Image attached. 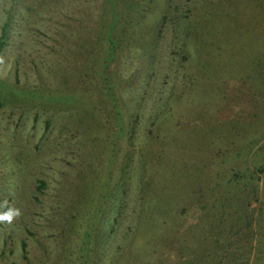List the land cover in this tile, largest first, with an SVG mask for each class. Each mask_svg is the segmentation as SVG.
Here are the masks:
<instances>
[{"label":"rangeland","instance_id":"374dc122","mask_svg":"<svg viewBox=\"0 0 264 264\" xmlns=\"http://www.w3.org/2000/svg\"><path fill=\"white\" fill-rule=\"evenodd\" d=\"M124 1L0 0V35L6 25L0 51V214L9 208L20 211L12 223L0 222V264H74L76 253L70 245L85 237L72 242L77 238L73 218L87 210L88 190L100 184L105 164L111 130L106 117L111 115L102 108L108 110L111 100L116 102L119 96V105L122 101L128 107L136 104L140 114L136 138L129 142L125 134L116 141L133 157L143 136L153 129V117L167 129L161 134L163 140H172L169 136L176 123L170 116L194 110L183 99L193 92L192 98L199 103L194 105L202 113L201 107L216 100L222 104L223 98L229 106L219 107L226 111L219 123L236 118L245 129L240 132L243 144L255 140L243 147L239 157L231 155L228 169L220 175L227 179L237 171V180L254 181L257 200L241 195L231 209L246 237L242 246L233 244L232 252L239 259L246 257V264H264V175L257 172L264 167V70L257 65L246 68L252 61L264 66V0H138L143 6L139 14L123 9ZM121 9L129 18L140 15L145 24L158 18L160 35L146 43L141 42L143 38L132 40L115 53L106 63V73L111 72L108 78H87L96 55L103 60L97 38L101 39L104 24H110L113 32L121 29L119 21L111 19ZM205 63L212 73H203ZM226 79L228 89L223 85ZM241 94L245 100L238 97ZM173 100L174 106L167 109ZM186 126H179L183 127L181 138L186 137ZM99 129L106 144L94 136ZM177 129L178 125L174 135ZM207 137L208 132L200 138ZM218 145L224 143L217 137L205 146L212 154ZM206 148L201 147L203 153ZM182 149L183 160H195L194 148ZM170 151L175 153L173 146ZM133 166L127 179L129 201L117 237L104 253H88L90 264L125 261L121 259L127 248L124 239L135 230V207L139 194H144L140 184L144 172L136 160ZM194 206L182 207L186 208L184 223L195 222ZM249 218L255 236L261 238L257 260L253 258L257 249L247 255L243 246L249 237ZM142 237L141 231L136 240ZM252 243L256 244L255 237ZM171 257L176 264L177 258Z\"/></svg>","mask_w":264,"mask_h":264},{"label":"trees","instance_id":"16d2710c","mask_svg":"<svg viewBox=\"0 0 264 264\" xmlns=\"http://www.w3.org/2000/svg\"><path fill=\"white\" fill-rule=\"evenodd\" d=\"M123 3L125 5L123 9L128 7L132 13L139 14L143 8L138 0H125ZM123 9L116 13L114 16L116 19L111 17V19L119 21L121 29L113 32L110 24H104V30L99 35L101 39L97 38L99 43L97 48L100 47V56L103 60L99 58V55H96V61L91 68L92 75L87 74V78H108L111 72L106 73L109 67L106 63L114 58L115 53L128 46L132 40L137 41L143 38L141 42L144 43L145 40L146 43L149 39L160 35L157 28L158 18L154 17L153 20H149L145 24V19L143 20L140 15L129 18L128 14L123 13ZM150 23L152 24L149 25ZM146 27L148 30L143 31L142 29ZM5 28L6 25L3 26L0 35V51L4 45ZM203 28L202 26V31ZM261 42L264 46V41ZM262 49L264 50V47ZM263 50L262 54H264ZM254 65L264 70V66L261 67L254 61L246 68ZM203 68L204 74L212 73L210 64L205 63ZM220 71L224 72L225 69ZM111 78L114 76L112 75ZM228 82V79L223 82L225 89H228ZM193 94L195 95L194 92ZM193 94L183 98L184 102L190 104L194 109L192 112L170 116L171 122L173 120V124L176 123L175 127L178 125L175 135L173 134L175 127L171 128L172 134L169 138L173 141L163 140L161 134L167 133V129H164L161 123H157V117H153V121H150L153 123V129L143 136L144 141L133 157L129 152H123L116 141L118 138L124 137L125 134L129 142L136 138L137 125L140 120L136 104L128 107L126 102L122 101L119 105L117 104L119 96L118 99L116 98V102L115 98L111 100V107L108 110L102 108L111 115V117H106L111 130L105 148V164L100 172V184H96L88 190L91 197L86 202L87 210L78 212L73 218V232L77 238L72 242L81 241V235L85 237L81 242L70 245L73 252L76 253L74 264H90L87 258L88 253L94 254L98 251L104 253L113 239H116L124 209L129 201L127 179L134 170V166L133 169L131 168L133 160L137 161L138 168L144 172L143 181L140 182L141 191L144 194H139L137 207H135L137 209L136 215H134L135 230L124 239L127 248L121 252L125 254V256H121V259H125L126 262L121 260L118 264L122 262L125 264H175L171 256H175L179 264H236L238 262V264H246V257L239 259L240 255H233L232 252L233 244L236 247L240 242L242 246L243 238L246 237L242 233L243 228H239L236 224L237 219L234 218L231 209L234 208L236 199L241 195H245V200L249 201L252 197L253 201H256L258 198L257 189L254 188L253 180L244 181V183L237 180L239 177L237 171L232 172L230 176H227V179L224 177L221 179L220 173H223L224 169H228L226 162H229L231 155L239 157L243 147L252 144L255 140H248L246 144H243L240 137L244 135L240 132L245 129L236 118L219 123L222 114L226 113L225 108L219 107L229 106L227 102L223 101V98L222 104L216 100L211 105L207 103L208 105L201 107L205 113L204 119H207L203 121V113L194 105L195 103L199 105V103L192 98ZM109 97L114 96L110 94ZM238 97H241V100L246 99L244 94ZM219 99H221V95ZM167 105V109L174 106V100L169 101ZM100 120L102 119L100 118ZM184 125H187L185 130H188L186 137L181 138L180 131L183 127L179 128V126ZM237 126L240 128L239 130H236ZM124 128H126V132H124ZM108 131L107 129L105 133L107 134ZM232 131L236 133H231ZM207 132L209 137L201 139L200 137ZM101 133L102 130L99 129L94 136L105 143ZM217 137L224 145L214 146L211 154L206 146L211 142L214 143ZM172 143L176 144L172 145ZM170 146H173L175 153L170 151ZM183 146L184 150L194 148L192 157L195 160L182 159ZM201 147L206 148L204 153ZM120 151L121 153H118ZM198 153H203V155L199 156ZM229 171L232 170L229 169ZM257 172L260 173L259 176H263L264 167H258ZM139 178L141 179V177ZM40 185L37 186V189L40 188ZM237 186L243 189H236ZM230 189H233L232 193ZM190 204L195 205L194 210L198 216L195 222L186 224V222L184 223L186 208L182 207ZM250 204L251 202H248L246 206ZM142 222L145 224L141 230ZM246 225V236L249 237L243 246L247 250V255L248 252L254 253L256 248V255L253 258L257 260L261 252V238L259 241V235L255 236L253 220L249 218ZM140 230L143 237L142 240L137 241L136 236L141 232ZM210 231H214V233ZM207 232L210 234L205 237ZM220 237L221 239L218 240ZM254 237L258 245L252 243ZM22 250L25 251L24 244H22ZM181 256L184 260L181 259ZM112 264L116 263L112 262Z\"/></svg>","mask_w":264,"mask_h":264},{"label":"clouds","instance_id":"9594fccd","mask_svg":"<svg viewBox=\"0 0 264 264\" xmlns=\"http://www.w3.org/2000/svg\"><path fill=\"white\" fill-rule=\"evenodd\" d=\"M20 215L19 209L9 208L6 212L0 214V222L12 223L15 217Z\"/></svg>","mask_w":264,"mask_h":264}]
</instances>
